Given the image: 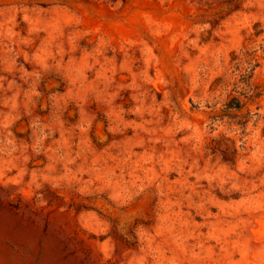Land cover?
<instances>
[{"label": "rangeland", "instance_id": "374dc122", "mask_svg": "<svg viewBox=\"0 0 264 264\" xmlns=\"http://www.w3.org/2000/svg\"><path fill=\"white\" fill-rule=\"evenodd\" d=\"M0 264H264V0H0Z\"/></svg>", "mask_w": 264, "mask_h": 264}, {"label": "trees", "instance_id": "16d2710c", "mask_svg": "<svg viewBox=\"0 0 264 264\" xmlns=\"http://www.w3.org/2000/svg\"><path fill=\"white\" fill-rule=\"evenodd\" d=\"M243 107H244V106H243L242 104H240V105H238L236 108H240V109H242ZM232 108H233V107H232ZM234 108H235V107H234ZM223 140H224L223 144L219 142L217 146L213 147V150H214V151L221 150V151H223V152H225V153H228V152L231 150V151L237 153V148H236L235 146H233V147L230 146L229 143L227 142V141H229L230 139L225 138V139H223ZM225 140H226V141H225Z\"/></svg>", "mask_w": 264, "mask_h": 264}]
</instances>
